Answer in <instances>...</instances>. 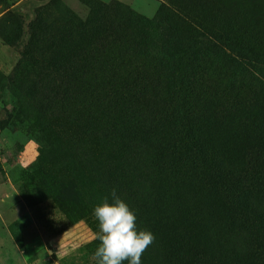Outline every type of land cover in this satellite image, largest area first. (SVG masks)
Instances as JSON below:
<instances>
[{"label":"rangeland","instance_id":"1","mask_svg":"<svg viewBox=\"0 0 264 264\" xmlns=\"http://www.w3.org/2000/svg\"><path fill=\"white\" fill-rule=\"evenodd\" d=\"M216 1L222 28L233 23L234 40L264 52V0ZM190 27L167 0H0V264H97L94 207L113 189L155 237L141 264H206L192 244L184 259L171 228L144 224L169 219L170 186L191 165L178 159L154 192L155 138L140 154L130 111L167 118L157 159L170 165L205 95L250 98L264 79L217 39H184ZM118 166L126 174L106 180ZM241 230L214 236L234 264H264V247L244 244ZM251 238L264 244V230Z\"/></svg>","mask_w":264,"mask_h":264},{"label":"trees","instance_id":"2","mask_svg":"<svg viewBox=\"0 0 264 264\" xmlns=\"http://www.w3.org/2000/svg\"><path fill=\"white\" fill-rule=\"evenodd\" d=\"M167 3L191 23L184 39H217L222 49L235 53L246 69L261 73L264 79V52L258 53L234 40L230 35L232 32L228 31L233 23L222 28L224 11L218 9L216 0H167ZM102 30L101 24L96 23L93 33ZM258 35L264 39V30ZM77 55V52L73 53L70 60L79 62L81 59L76 61ZM202 101L200 111H195V116L189 120L191 135L189 145L186 144L187 152L183 155L180 150L172 152L170 165L157 159L162 155L159 150L165 145L168 128L164 122L167 118L154 117L156 115L152 112L142 114L137 107L130 111L133 119L129 130L136 134L140 154L146 138L147 141L150 137L155 138L151 147L146 145L155 152L157 179L154 184L149 181L154 192L161 194L163 172L171 171V168L176 170L178 159L182 163V157L187 158L191 165L189 170L179 171V180L170 186L173 196L171 198V193L166 207L169 219L161 222L157 216L144 224H162L171 228L174 235L180 236L179 246L184 259L191 258L183 250L187 244H192L202 253L200 260L206 264L209 261L214 262L212 264L220 261L234 264L236 258L230 254L229 246L222 249L224 238L214 236L217 230L230 234L242 228L239 238L244 244L264 247L263 243L251 238L264 230V85L250 98L223 99L217 95H205ZM110 170L106 173L103 169L106 180L119 173L126 174V169L121 166ZM136 188L138 193L146 190L144 184ZM154 198L157 203L152 204L153 210L160 215L163 203L158 196Z\"/></svg>","mask_w":264,"mask_h":264},{"label":"clouds","instance_id":"3","mask_svg":"<svg viewBox=\"0 0 264 264\" xmlns=\"http://www.w3.org/2000/svg\"><path fill=\"white\" fill-rule=\"evenodd\" d=\"M109 197L94 207L93 215L98 221L96 238L100 245L94 253L97 264H141V258L155 237L147 229L137 228V217L115 189Z\"/></svg>","mask_w":264,"mask_h":264}]
</instances>
